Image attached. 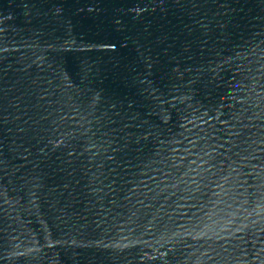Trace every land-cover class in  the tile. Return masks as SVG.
<instances>
[{"label": "water", "instance_id": "water-1", "mask_svg": "<svg viewBox=\"0 0 264 264\" xmlns=\"http://www.w3.org/2000/svg\"><path fill=\"white\" fill-rule=\"evenodd\" d=\"M0 264H264V0H0Z\"/></svg>", "mask_w": 264, "mask_h": 264}]
</instances>
